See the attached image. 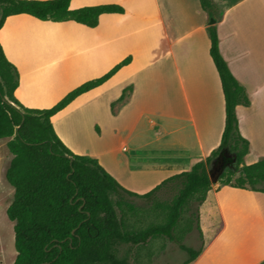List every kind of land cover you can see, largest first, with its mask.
I'll return each instance as SVG.
<instances>
[{"label": "crops", "instance_id": "obj_1", "mask_svg": "<svg viewBox=\"0 0 264 264\" xmlns=\"http://www.w3.org/2000/svg\"><path fill=\"white\" fill-rule=\"evenodd\" d=\"M210 1L212 10H204L201 0H71L70 10L123 9L100 15L95 27L9 16L0 29V45L19 73L15 97L25 108L51 109L130 58L51 122L74 154L96 159L124 189L147 194L206 162L221 144L226 114L210 55L213 14L221 54L250 98L236 114L250 143L245 164H254L264 158V0ZM5 140L7 147L8 139L0 143ZM5 170L0 159V247H12L15 223L7 210L14 189ZM212 191L222 225L193 264H264V193L219 179ZM5 252L0 251V264H14L17 252Z\"/></svg>", "mask_w": 264, "mask_h": 264}, {"label": "trees", "instance_id": "obj_2", "mask_svg": "<svg viewBox=\"0 0 264 264\" xmlns=\"http://www.w3.org/2000/svg\"><path fill=\"white\" fill-rule=\"evenodd\" d=\"M70 1L0 0V29L9 16L19 14L43 21L73 20L95 27L100 15L123 12L113 5L70 10ZM201 5L204 10L213 9L210 0H201ZM209 33L210 55L225 98L226 120L221 144L206 162H197L189 171L170 177L144 195L124 189L96 159L74 154L61 141L51 122L52 116L79 95L106 82L127 65L130 58L102 78L78 87L51 109H28L15 97L19 73L0 45V140H9L7 148L12 155L5 180L14 189V198L7 210L9 220L15 223L17 256L14 264H132L133 247L160 237L177 241L174 234L183 211L192 200H197L199 204L214 207L212 212L204 206L206 220L203 223L213 232L206 240L203 234L205 241L199 249L178 243L187 254L181 264H193L222 225L208 165L218 157L221 160L227 150L236 158L235 167L225 170L219 182L264 193V158L245 164L250 143L240 133L236 114L238 106L250 105V98L221 54L216 27H209ZM127 91L128 88L120 101ZM167 185L178 186L179 191L172 203L165 206L166 221L140 230L129 228L118 214V209L122 210L123 196L149 200ZM113 196H119L120 200L115 201ZM130 210L135 212L136 207L131 205ZM124 246L127 249L120 255Z\"/></svg>", "mask_w": 264, "mask_h": 264}, {"label": "rangeland", "instance_id": "obj_3", "mask_svg": "<svg viewBox=\"0 0 264 264\" xmlns=\"http://www.w3.org/2000/svg\"><path fill=\"white\" fill-rule=\"evenodd\" d=\"M6 141L7 140L0 143V159L3 169H6L12 158V155L6 147ZM229 158V162L232 164L234 154L229 152ZM208 167L213 176L212 182H214V180L217 179L219 172H214L212 163H210ZM234 167L228 168L234 169ZM178 191V186L167 185L149 200H141L124 195L122 210L118 209V214L124 219L127 226L134 230L145 229L152 224H163L166 221L168 214L165 206L172 203L177 196ZM11 198L12 193L8 195V200L10 201ZM113 199L115 201L120 200L119 196H113ZM131 205L136 207L135 212L130 210ZM206 205L208 206V209L212 210V212L214 211L212 205L206 203L199 204L197 200H192L183 211L179 225L175 230L174 235L177 241H170L166 237H160L150 240L146 245L133 247L130 254V262L132 264L183 263L187 258V254L180 249L178 243L190 248L199 249L213 232V229H206L203 226V223L206 220V215L204 213V206ZM198 214L200 219H198ZM12 225L14 224L12 223ZM203 234H205V240L202 238ZM12 244V247L9 243L4 244V246L0 247V251L4 249L7 255L10 254V252L12 253L13 248V252L16 255L14 242ZM125 249H127L125 246L120 249V255L124 254Z\"/></svg>", "mask_w": 264, "mask_h": 264}, {"label": "water", "instance_id": "obj_4", "mask_svg": "<svg viewBox=\"0 0 264 264\" xmlns=\"http://www.w3.org/2000/svg\"><path fill=\"white\" fill-rule=\"evenodd\" d=\"M212 16H213V14H210V18H209V20H208V25H210V26H212V25H214V24L217 23V19H215V18L212 17ZM226 153L229 154V150H227ZM219 159H220V157L216 158V159L213 161L214 166H215L216 163L219 161ZM235 162H236V158L233 159V163L230 164V166H228V167H234ZM228 167L225 166V167H221V168L219 169V175H218L217 179L214 180L215 182H218L219 177L224 173V171H225ZM212 177H213L212 174H210V178H211V180H212ZM212 181H213V180H212Z\"/></svg>", "mask_w": 264, "mask_h": 264}, {"label": "flooded vegetation", "instance_id": "obj_5", "mask_svg": "<svg viewBox=\"0 0 264 264\" xmlns=\"http://www.w3.org/2000/svg\"><path fill=\"white\" fill-rule=\"evenodd\" d=\"M229 154H225V156L221 159V160H219L218 162H217V164L215 165V167H214V172L215 173H217V172H219V169L221 168V167H225V166H229L230 165V162H229Z\"/></svg>", "mask_w": 264, "mask_h": 264}]
</instances>
